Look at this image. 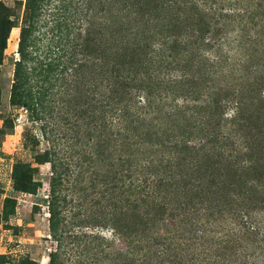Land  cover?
Instances as JSON below:
<instances>
[{
    "label": "rangeland",
    "instance_id": "rangeland-1",
    "mask_svg": "<svg viewBox=\"0 0 264 264\" xmlns=\"http://www.w3.org/2000/svg\"><path fill=\"white\" fill-rule=\"evenodd\" d=\"M216 1L100 0L96 6L89 62L70 103V130H65V140L76 136L73 124L81 123L82 114L88 120L98 114L94 108L108 111L117 107L114 103L102 107L110 100L100 101L114 99L116 88L111 83L121 80L118 75L134 78L126 84L130 83L135 99L148 91L155 104L162 101L168 106L176 99L188 110L179 118L154 112L145 122L134 124L145 150L156 158L152 165L161 172L153 178L159 179V188L151 198L127 192L133 183L127 172L118 176L120 182L114 189L98 182L102 170L96 171L98 176L91 174L103 165L95 163L94 156L93 164L83 162L85 151H95V144L101 143L98 129L77 143L70 138L62 142L57 164L71 170L66 179L70 184L65 183L62 191L65 229L107 240L114 236L117 247V254L107 260L105 253L112 248L107 251L101 238L79 244L80 249L75 243L70 259L63 264H186L192 248L202 250L200 256L213 264H264V49L252 30L257 23L264 26V21L258 16L235 18L225 21L227 27L222 28L210 7H220L221 2L226 10H234L250 4L247 0ZM24 3L0 0V22L3 7L12 20L20 19ZM136 30L155 46L176 42L174 55L159 58L151 47L154 53L148 50L140 62L130 63L128 45ZM18 35V28L10 30L0 66V264H48L54 248L46 205L52 172L46 155L48 129H41L23 108L9 103ZM221 37L230 42L238 37L241 43L237 48L229 43L232 50L222 46L230 57L227 63L233 64L237 57L240 60L231 77L220 74L228 65L216 60L211 72L196 69L189 61L194 55L190 47ZM110 131L115 134L105 144L112 152L108 164L115 162V145L121 139L118 130ZM121 157L128 155L122 153ZM16 168H29L36 188L33 194L16 190ZM244 220L256 224L260 233H239L244 230ZM206 230L208 242L202 238ZM225 233L239 252L230 244H214ZM166 234L173 239L170 247L162 240Z\"/></svg>",
    "mask_w": 264,
    "mask_h": 264
},
{
    "label": "trees",
    "instance_id": "trees-1",
    "mask_svg": "<svg viewBox=\"0 0 264 264\" xmlns=\"http://www.w3.org/2000/svg\"><path fill=\"white\" fill-rule=\"evenodd\" d=\"M205 1L218 3L216 0ZM107 2H110V0H107ZM246 2L250 5L244 3L245 5L234 10H226L228 8H224L225 4L220 2V7L213 4L214 7H210V10L212 9V15L216 17L217 22L222 28L227 27L225 21L231 20V22H234L235 18L242 19L244 17L253 18L258 16L259 21L263 22L264 0H253V2L247 0ZM99 3L100 0H25L24 11L20 19L12 20L11 15L7 13V9L3 7L5 14L0 22V66L3 61L10 30L12 28L19 29L17 39L18 57L14 61L13 79L9 97L10 106L23 108L33 121L40 123L41 129H48L46 141H48L49 147L46 155H48V163L51 166L52 172L46 205L49 214V236L52 242H54V248L48 255V264H63L65 260L68 261L75 243H77L75 248L80 249L79 244L83 246L84 243L90 242L91 239L97 241L101 238L100 236L95 237L92 234L88 235L85 232L73 233L65 229L64 223L66 220L62 216L65 197L62 196V191L66 187L64 186L65 183L67 185L70 184L66 179L71 177L68 174L71 170L68 167L63 168L59 162L57 164V160L59 159L57 155L60 151L58 150L57 152V149H60L59 147L62 145V142L66 143L70 138L69 141L74 139L75 143H77L81 138L84 140L91 137L93 132L98 129L99 133L96 136L100 137L101 143L95 145L99 148L95 147V151H85L83 162L85 164L88 161L93 164L92 157L94 156L96 159L95 163L99 162L103 163V165L101 166L102 168L93 169L91 174L94 173L93 175L98 176L95 174L96 171L102 170L103 174L100 175L101 178L98 182L102 186L111 184L113 188L111 187L110 189H114L115 187L117 188L116 184L120 182L118 176H121L122 171L127 172L129 173L128 179H132L133 182L127 192L129 191L131 194L139 192L142 193V196L151 198L155 196V191L157 193V189L159 188V183L157 182L159 179L155 181L153 178L157 177L161 172H157V167L152 165V162L156 158L150 156L149 152L145 150L144 144L140 140L141 136L135 133L134 124L145 122L146 116L152 115L154 112H164L166 118H170V116L179 118V115L184 114L188 110L186 104H178L175 101L176 99H173V104L168 106L166 102L162 101L155 104L148 91L144 92L145 94L142 96L136 95L137 99H135L130 93L132 89L130 83L126 84L129 78L118 75L117 77L121 80L111 83L116 88L113 91L115 95L114 99L104 97L100 101L110 100V103L101 104L102 107H111L113 103L117 107L110 108L108 111L94 108L98 114L93 119L89 118L86 120L87 115L84 116L82 114L83 116L80 119L81 125L73 124L75 128L72 131L76 136H70L65 140V130H70V123L68 122L70 103L83 83L86 66H88L89 62L87 60L89 56L87 50L93 43L91 38L94 22L93 13ZM257 25L256 27V24H254V29L252 30L254 31V35L259 37L257 44L264 49V26L262 23L261 25L257 23ZM240 27L242 26L240 25ZM240 37L241 35H239ZM239 38L236 37L230 42L229 39L221 37L219 41L212 39L207 40V42H201L202 46L196 44L195 48L190 47L193 49L194 55L189 61L196 66V69H201L203 72H211L209 69H212L214 66L212 61L216 60L220 65H228L220 74L231 77L233 69L240 66V60L237 57L233 64L227 63L230 57L223 53L222 46L229 43L234 44L235 47L239 46L241 44ZM225 39L226 41H224ZM176 46V42H161L155 46L153 42H149L148 36H145L143 32L140 34L136 30L133 42L128 45L130 63H134V61L140 62V56L146 54V51L151 50V47L156 48V52H158L156 56L159 58L161 56L170 58L174 55ZM226 48L232 50L230 45ZM151 52L154 53V50L152 49ZM130 80L132 82L134 78ZM180 82L177 81V84ZM235 104L238 105L237 102ZM164 108L167 110L164 111ZM106 114L109 115L106 116ZM112 128L119 131L121 139L115 145L114 152L116 154L114 161L116 163L108 164L107 159L112 156V152L109 151L111 146L107 150L105 144L115 134L110 131ZM44 136L46 135L44 134ZM122 153H127L128 157L126 159L122 158ZM166 165L169 166V164ZM76 166L80 167L82 165L77 164ZM153 168H155V172H151ZM147 174L153 175V177L150 179L146 176ZM78 175L79 173L75 177ZM34 183L29 173V168L15 169L14 184L17 191L33 194L36 189ZM90 183L92 182L90 181ZM102 192L104 193V190ZM10 201V199L6 200V202ZM241 224H243L244 230L243 232L239 231V233L255 236L260 233L259 227L250 220H244ZM202 233V238L208 242L207 230ZM167 234L162 240L163 243H166L170 247L173 239L168 238ZM208 237L210 238V235ZM194 238L197 239L196 237ZM101 240L104 242L107 251L109 248H112L109 252L105 253L109 256L107 258L109 260L113 253L117 254L115 253L117 247L114 246L115 237H111V240H107V238H101ZM116 241H121L120 244L124 245L123 240L116 239ZM233 241L228 233H225L214 244H226V246L230 244L238 251V247L232 244ZM191 251L187 258H185L187 260L186 264H213L203 256H200L202 250L198 252L197 248H192ZM100 252L104 253L102 250ZM74 257H77V254H74Z\"/></svg>",
    "mask_w": 264,
    "mask_h": 264
}]
</instances>
